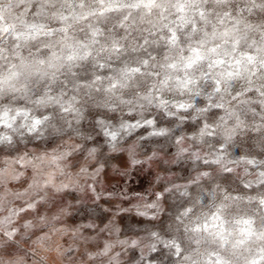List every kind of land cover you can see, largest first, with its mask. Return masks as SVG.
<instances>
[{"label":"clouds","instance_id":"obj_1","mask_svg":"<svg viewBox=\"0 0 264 264\" xmlns=\"http://www.w3.org/2000/svg\"><path fill=\"white\" fill-rule=\"evenodd\" d=\"M0 264H264V0H0Z\"/></svg>","mask_w":264,"mask_h":264}]
</instances>
